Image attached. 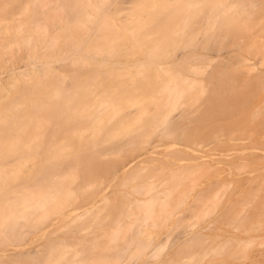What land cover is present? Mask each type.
Listing matches in <instances>:
<instances>
[{"label": "bare ground", "instance_id": "obj_1", "mask_svg": "<svg viewBox=\"0 0 264 264\" xmlns=\"http://www.w3.org/2000/svg\"><path fill=\"white\" fill-rule=\"evenodd\" d=\"M74 1L81 6V14L88 13L90 8H94L90 12L94 14L97 9L101 10L106 0ZM237 1L202 0L212 6L207 10L205 25L200 30L220 29L218 21H224L225 26L233 27L241 38L248 37L247 48L252 53H260L264 59V16L257 20L252 16L255 10H249L264 4V0ZM239 2L242 8L239 5L240 9H235V4ZM63 3L59 0H0V246L24 244L26 235H32L28 240L35 244L36 251H15L11 256L20 259L17 264H135L136 261H140L139 264H203L208 255L223 253L236 256L239 264H264L260 253L248 254L253 246L264 245V170L256 166L259 158L252 157L244 164L238 162L233 165L220 161L222 166L220 163L219 168L214 170L201 169V164L194 166L190 162L182 164L159 160L149 165L152 166L151 171L139 176L140 181L132 185L123 186L118 182L103 185L98 180L105 171L120 174L148 152L139 153L132 161L110 168V164L103 167L99 156L101 152L94 154L96 146L122 135L125 140L130 139L138 128L146 133V137L152 135L155 126L165 129L171 110L182 103L184 95L187 99L184 102L191 109L205 94L206 88L191 74L166 66L171 60L177 63L182 55L166 60L168 54L162 52L154 53L157 57L153 72L146 76L144 89H137L134 93L124 89L121 98L114 96V91L106 93L113 98L111 106L98 104L92 97L91 87L84 90L86 78L79 79L78 86L66 85V70L76 60L71 59L67 63L65 60L68 57L64 51V9L66 13L70 9ZM195 6L194 1L186 2L185 10L182 9L184 21L192 18L193 15L187 17L188 13H196ZM100 13L102 15L103 12ZM100 15L97 19L107 24V20ZM189 22H184L186 25L178 30L189 29ZM83 25L77 26L83 28ZM110 25L104 26L108 28ZM67 34L73 37L69 30ZM122 37H119L120 40ZM129 37L135 38L132 34ZM167 37L164 35L162 41L155 43L175 47L181 44V36H170L168 42ZM103 38L100 46L96 47V53L99 50L112 54L115 42ZM192 38L187 34L190 40L184 42L188 45L186 49L195 47V39ZM127 39L125 41L130 42ZM140 43L138 41L133 47ZM147 45L140 44L136 49L146 55L150 49L156 48L152 46L148 50ZM235 45H241V39L235 41ZM79 49L76 41L73 53L68 56L75 57ZM191 57L186 56L184 61H191ZM138 60L134 58L133 64L127 62V66L143 65ZM198 66H189L193 75L203 71L204 67L201 65L203 69L198 70L201 69ZM111 71L113 69L104 73L109 75ZM135 74L143 73L137 70ZM77 77L80 78V75ZM217 77L222 78V83L218 82V89L211 87L209 97L203 102L205 130L196 135L220 144L222 140H235L237 133L238 139L248 136L264 145V108L259 106L264 102V71L250 80L229 76L222 70ZM87 78L92 79L90 76ZM230 81L244 87L230 84L232 87L226 88L224 83ZM156 82L162 83L158 88L152 87ZM95 83L88 84L92 86ZM244 83L251 87L245 88ZM149 104H154V113L146 110ZM125 105H137L139 115L130 121L122 115L117 128L107 127L110 116L123 112ZM105 108L110 109L109 112L98 119L95 111ZM215 120L223 121L215 124ZM200 124L198 121L197 126ZM212 126L215 129H208ZM217 127H220V134L215 131ZM184 131L179 138L186 145L191 144L192 138ZM253 147L259 146L256 144ZM235 149L236 146L232 145L225 147V150ZM86 150L92 153L85 154ZM225 164L230 168L227 176L222 177ZM246 164L256 174L250 179L248 188L241 191V201L225 203L219 218L210 222L213 225L219 219L230 226L212 227L207 224L198 228L197 223L219 208L228 191L233 195L239 193L238 177L234 175L235 171L241 172ZM166 171V175L163 174ZM137 177V172H133L132 179ZM80 180L83 186L78 184ZM94 182H97V188L93 194L98 195L97 198L86 195L89 185ZM232 182L236 186L231 189ZM111 185L114 192L109 195L107 187ZM194 191L196 194L191 202L188 199ZM98 201L102 202L101 207ZM186 201L191 203L195 222L184 221L177 214L178 208ZM102 210L105 211L104 216L100 213ZM107 218L115 224L110 231L104 230ZM183 222L188 224L185 225L187 228L168 245L175 247L172 253L169 257L160 258L169 237L166 234L165 239L154 241L158 230ZM212 228L219 229V232L209 233ZM258 229L263 232L257 234ZM237 230L246 236H239ZM86 231H92L93 236L84 235ZM0 264H3L1 260ZM224 264L233 263L225 261Z\"/></svg>", "mask_w": 264, "mask_h": 264}, {"label": "rangeland", "instance_id": "obj_2", "mask_svg": "<svg viewBox=\"0 0 264 264\" xmlns=\"http://www.w3.org/2000/svg\"><path fill=\"white\" fill-rule=\"evenodd\" d=\"M59 1H61L62 3L64 2L63 4L65 5V7L67 6L69 7L67 9H70L68 13H66V8L64 9L66 15H64V19L66 18V20L64 21L66 24V46L64 51L65 55L68 57L65 60L66 63L71 59L76 60V63L74 65L70 64V66L66 70V85L73 86V84H76L78 86L79 79L82 81V78H86L84 90H89V87H91L90 92L92 93V97L95 98L96 102L98 101V104L102 103V105L105 106H111L113 104V98L108 97V95L106 94L110 91L111 93L114 91V96L121 98L123 97L122 91H124V89L131 93H134L135 91H137V89H144V84L147 80L146 76L151 75L153 72V66L155 64L154 59L157 57L154 55V53L160 52L168 54L166 56V60H170L171 57L177 54L182 55V57L178 59L177 63H174L171 60L168 64H166V66L168 68H171L172 70H179L183 74H191L192 77H195L198 81H202L201 85L203 83V86L206 88L205 94H202L201 99L193 104L191 109L185 104L184 101H187V99L184 95L182 103L180 102L181 104H178L177 107L173 108V110H171L170 112L168 124L164 127L165 129L169 128V130H165L161 127L155 126L153 127L154 131L152 132V135H149L148 138L146 137V133L141 132L140 128H138L137 132L131 135L133 138L131 137L130 139L125 140L124 135H122L119 138H114V140L96 146L95 151L97 150L98 152L94 151V154L98 153L99 155L101 152L99 156L102 165H104L103 167H105V165L107 164H110V168L112 166H117L120 163L132 161L135 155L139 153H144L145 151L148 152V154H144L143 156H141L139 160H134L132 166L126 168V170L122 171L118 175L108 174L107 171L104 172L105 174H103L102 172V175L99 176L98 180L102 182L103 185H110L115 182H118L123 186L135 184L136 182L140 181V179H138L139 176L144 175L146 171H151L152 166L149 165H153V163L159 162V160H166L169 162L172 160L173 163L182 164L190 162L195 164L194 166H197L196 164H201V169L212 168L214 170L219 168L221 163L220 161H222L223 163L227 162L229 165H233V163L238 162L244 164L248 162V160H251L252 157H256L259 158L257 160L256 166L259 170H264V145L258 143V140L256 142L253 139L248 138V136H245V139L243 138L241 140L237 138V133H235V140H222L220 144H217L216 142H211L213 139H205L203 138V136L196 135L197 133H200L201 135V132L205 130L204 116H202L204 115L203 107L205 105V103L203 102L209 97V92H211L212 89L211 87L218 89V82L222 83V78L217 77L220 73V70L226 72L229 76H234L238 79L245 80H250L255 74L264 71V59L262 55L260 53H252V51L247 48V43L249 40L248 37L241 38L240 35L236 34L237 31L233 27L227 28L224 21H218L217 25L220 27V29L200 30V28L205 25L204 18L208 15L207 10H209L212 5L202 2V0H191V2L194 1L196 3V6L193 7L195 10L192 8L196 13H188L189 16L187 17H191V15H193V19L189 18L188 20H186L187 23L191 21L189 22L190 28L187 30H178L180 27L186 25V21H184V18H182V9L185 7L188 0H106L103 5L104 8L102 6L101 10L97 9L94 14H90V12H93L94 8H90L88 13L81 14V6H79V4L74 0ZM239 5L241 6V2L235 4L234 8L240 9ZM263 6L264 4H258V6H253L250 9L249 7L246 8H248L249 10H255L252 16L257 20H261V18H263L264 16V8H262ZM185 8L183 10H185ZM74 10L76 11V14H74ZM101 11L103 12L102 15H100ZM99 15L102 16L103 19L105 18L107 20V24H104L101 20L97 19ZM244 16L246 15L244 14ZM221 17H224V15H222ZM81 23H84L83 28L79 27ZM108 23L112 26L110 25L107 28L105 26L108 25ZM114 24L116 25L113 26ZM102 26L105 28H103ZM67 30H69V33L72 34L73 37L67 34ZM74 31L76 35L74 34ZM129 34H132V36H134L135 38L132 37V40L129 37ZM187 34L192 35L193 40L195 39V47H192L191 49H186L188 45L186 44V46L185 43H188L190 40L187 39ZM259 34L263 33L259 31ZM164 35H168L167 42L169 41L170 36H181V40L179 42L181 44H177L179 46L176 45V47L172 45L168 46L165 44L157 45L155 42L162 41L161 39ZM103 37H105L106 41L113 39L112 41L115 42V44L113 43V47L115 45V48H112V54H107L105 51H103L105 53L104 54L99 50L98 53H96V47L100 46L102 40H104ZM119 37H122L121 40ZM125 38H129L130 42L125 41ZM240 39L241 45L236 46L235 41ZM76 41L78 42L81 49H79L77 54H72V56L74 55L75 57L71 58V56L68 55L70 53H73L72 48ZM136 41L141 42L140 44H148L146 46L148 50L152 46H156V48L150 49L149 53L143 55L142 51H138L136 49L140 44H137L138 46H136V48L133 47L134 44L137 43ZM194 42L191 41V43ZM80 44H82V46ZM110 44L112 45V42ZM183 45L184 47H186L183 48ZM190 55H192L190 59L191 61H184L186 60L184 58ZM208 57L212 59H209V61L207 59ZM134 58H139V63H143V65L127 66V62L133 64ZM81 59L83 60V62ZM191 64L195 66L200 65L198 67H201L202 65L204 69L203 67H201V69L199 68L198 70L203 69L204 72L202 71V74L200 72H198L199 74L195 73L196 70L193 68L195 70L194 73L196 74L193 75V70L189 67ZM224 66H226V68L222 69ZM110 69H113V71H111L109 75L104 73L105 71ZM137 70H141L143 74L136 75L135 72ZM77 75H80V78L77 77ZM88 76L92 77V79L88 80ZM94 76L95 78H93ZM94 81H96V83L92 86H89L88 83ZM158 81L160 80L158 79ZM161 83L156 82L154 85H152V87L158 88L159 84ZM230 84H232L233 87L241 85L242 88L244 87L243 84H235L233 83V81H230L228 84L224 83V86L226 88L232 87ZM244 85L245 88L251 87V85L249 84L244 83ZM241 87H239V90ZM259 106L264 108V102H261ZM109 110L108 108H105V110L103 109L95 111V115L99 119L105 112H109ZM146 110L149 113H154V104L147 105ZM139 113L140 109L137 107V105H125L123 112L115 115L110 114L111 116L109 118L107 127L115 129L117 128V124L119 123L122 115L124 116L125 120L130 121L135 119L139 115ZM222 117L224 116H219V118ZM198 121H200L201 124L197 126ZM222 121L223 120H215L214 123L218 124L219 122L222 123ZM183 129L186 131H184ZM208 129H215V127L212 126ZM163 130L167 132L170 130L171 131L168 132V134L167 132L164 133ZM183 131L186 133V135L192 138V142H190L191 144L186 145L185 142L183 143L184 140L182 138H179V136L181 137V135H183ZM215 131H218L216 133L220 134V127H217V130ZM177 135L178 138H174L177 137ZM196 140L198 141L195 144L194 142ZM193 143L195 144L194 146H192ZM250 143L251 145H249ZM256 144H258L260 148L253 147ZM227 145H232L233 147L236 146V149L225 150V147ZM176 149L179 152H177ZM89 153H92L91 150H86L85 154ZM228 164L223 165L224 172L222 177L227 176L226 172L230 168L226 166ZM210 165L211 167H209ZM247 165L248 164H246V167H242L241 172L237 173L235 171L234 177H238L239 193L233 195L230 191H228L222 198L219 208L211 213V215L209 214L208 216H206L204 221L197 223L198 228L207 224H211L210 222L220 215V210L225 205V203L230 200H238L241 196V191L243 192L248 188L251 183L250 179L252 178L253 174L256 173L255 171H251L252 169H250V166L249 168H247ZM133 172H137V179H132ZM166 173L167 171L163 174L166 175ZM78 184L80 186H83L84 183L80 180L78 181ZM232 185L233 186H231V189L236 186V183L232 182ZM111 187L112 185L110 187H107V192L109 193V195L114 192V189H112ZM96 188L97 182L90 184L88 189L86 190V195L89 197L97 198L98 195L93 194L96 191ZM197 191L198 189H196V192ZM196 192L194 191L193 194H191L192 196H190L188 200L192 202L193 196L196 194ZM239 201H241V199H239ZM184 203V206H180L178 208L179 211L177 210L178 216L184 221L195 222L196 218L193 216L191 203L188 201ZM97 204L100 207L103 205L101 201H98ZM240 204L241 203L238 204V207H240ZM100 213L102 214V216H104L105 211L102 210ZM105 222L107 223V225L104 227L105 231H110L113 229V225L115 226V224L108 221V218L105 219ZM239 222L240 221L238 220L237 223ZM224 224L225 222L222 223L218 219L216 220V223H214L213 225L211 224V226H230ZM185 225L188 224L185 222L181 224L178 223L177 225L169 224L168 226L158 230L154 241H156L157 239H165L166 234L169 237V239L167 238L169 242L166 246V249L164 250V254H162L160 258L170 256L172 250L175 247L168 245L170 244L172 239H175L179 233L183 232L185 228H187ZM217 232H219V229L212 228L211 230H209V233L212 234ZM261 232H263L262 229L257 230V234ZM236 233L242 237L246 236L244 233L240 232V230H237ZM83 234L87 235V237L93 236L92 231H86L83 232ZM31 236V234L26 235L24 244L0 246V260L3 262V264H17L20 261V259L11 256L15 251H36L35 244H32L31 240H28ZM180 244L181 243H179V245ZM254 253H260V255H262V257L264 258V245L253 246L248 254L252 255ZM158 260L159 259L154 260V262L156 263L158 262ZM225 261H228V263L239 264L236 256L232 257L226 253L220 255H208L202 263L224 264ZM139 263L140 261H136L135 264Z\"/></svg>", "mask_w": 264, "mask_h": 264}]
</instances>
